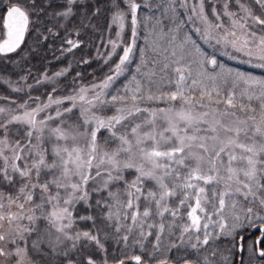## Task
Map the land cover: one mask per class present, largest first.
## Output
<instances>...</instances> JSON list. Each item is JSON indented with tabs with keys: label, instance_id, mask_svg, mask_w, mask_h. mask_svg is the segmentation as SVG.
Here are the masks:
<instances>
[{
	"label": "snow or ice",
	"instance_id": "1",
	"mask_svg": "<svg viewBox=\"0 0 264 264\" xmlns=\"http://www.w3.org/2000/svg\"><path fill=\"white\" fill-rule=\"evenodd\" d=\"M0 11V87L18 94L0 95L3 264H264V79L192 39L264 68V0ZM100 31L103 77L33 71L41 50L61 61Z\"/></svg>",
	"mask_w": 264,
	"mask_h": 264
},
{
	"label": "trees",
	"instance_id": "2",
	"mask_svg": "<svg viewBox=\"0 0 264 264\" xmlns=\"http://www.w3.org/2000/svg\"><path fill=\"white\" fill-rule=\"evenodd\" d=\"M83 3L88 4L89 6H94L97 5L98 0H84ZM99 3L102 5L104 3V0H99ZM0 15H3L2 11H0ZM226 21L227 20L225 19V22ZM105 22L106 20L104 16H100L99 20L97 21L101 29L102 26L105 24ZM114 31L115 30H113V38H115ZM128 35L129 34L126 32L125 40L128 39ZM192 39L195 40L200 47H202L209 53H214L217 56L218 61L220 62L223 68H228L235 72L264 79V68L259 67L256 60H252L251 62H248L246 57H243L242 55L239 54H236V58H233V54L231 53L230 50L228 54L219 53L218 49L213 48L211 45L209 46L205 45L207 43L203 42L198 36L192 35ZM87 40L90 41L87 47H82L81 49H77L74 54L66 55L65 57H63L61 61L52 60V53L47 49L41 50L40 55L31 58L33 71L38 74L39 71L43 70L45 66L49 67L50 69H59L71 64L73 71L69 74V78H71V76H73L76 71L85 73L88 81L103 77L105 73L108 71V66L104 63L103 59L97 57V49H99L100 53H103L105 51L106 36L102 33V31L89 32L87 36ZM102 41L105 42V45L101 44ZM26 43L28 45H32L33 41L27 39L26 37ZM59 43H60L59 41H56L50 47L55 49L59 45ZM137 47L143 49L144 41L143 40L138 41ZM57 55H59V53H57ZM80 56H84L85 58L90 59L92 61L91 64L77 65L75 61L78 60ZM49 61H51V63H49ZM5 67H6L5 63L3 61H0V69H4ZM12 78L15 79L16 78L15 75H13ZM62 86L63 85H61V87ZM48 87L49 86H39L38 88L33 90L32 95L41 96L43 92L48 90ZM0 95H5V96L11 95L13 98H16L18 94L11 93L10 89H7L5 86V87H0ZM41 98L43 97L41 96ZM2 103L3 101H0V104Z\"/></svg>",
	"mask_w": 264,
	"mask_h": 264
},
{
	"label": "rangeland",
	"instance_id": "3",
	"mask_svg": "<svg viewBox=\"0 0 264 264\" xmlns=\"http://www.w3.org/2000/svg\"><path fill=\"white\" fill-rule=\"evenodd\" d=\"M84 1V0H83ZM7 5V2H5V6ZM207 8V7H206ZM227 20V19H226ZM227 21L225 22V24L227 25ZM193 35H196V36H198L203 42H205V43H207V44H205V45H211L212 47H213V44H214V41H213V44H209L207 41H205V40H203L200 36H199V34H193ZM213 48H215V49H218V52L219 53H225L224 52V50L222 49V47L221 46H215V47H213ZM258 63V62H257ZM225 69H228V68H225ZM233 73H236L235 71H233V70H231ZM0 264H3V261H0Z\"/></svg>",
	"mask_w": 264,
	"mask_h": 264
},
{
	"label": "flooded vegetation",
	"instance_id": "4",
	"mask_svg": "<svg viewBox=\"0 0 264 264\" xmlns=\"http://www.w3.org/2000/svg\"><path fill=\"white\" fill-rule=\"evenodd\" d=\"M5 2L8 3L7 0H0V9H3L5 7Z\"/></svg>",
	"mask_w": 264,
	"mask_h": 264
}]
</instances>
